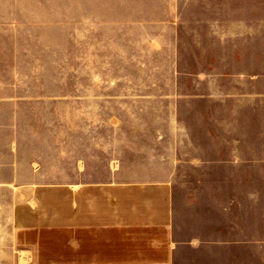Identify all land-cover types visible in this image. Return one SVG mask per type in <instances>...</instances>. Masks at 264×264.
<instances>
[{
    "label": "crops",
    "instance_id": "1",
    "mask_svg": "<svg viewBox=\"0 0 264 264\" xmlns=\"http://www.w3.org/2000/svg\"><path fill=\"white\" fill-rule=\"evenodd\" d=\"M190 14L86 0L78 55L71 8L0 0V262L221 264L228 245L236 264L221 226L264 192L244 180L264 179V74Z\"/></svg>",
    "mask_w": 264,
    "mask_h": 264
},
{
    "label": "rangeland",
    "instance_id": "2",
    "mask_svg": "<svg viewBox=\"0 0 264 264\" xmlns=\"http://www.w3.org/2000/svg\"><path fill=\"white\" fill-rule=\"evenodd\" d=\"M147 1V0H145ZM41 7L61 9L62 21L67 18L68 8L76 12L78 55L83 54L84 40V8L86 0H23ZM170 6L167 4L166 7ZM174 7L180 8L186 15L187 22L200 23L206 26V40H222L220 50L222 56L236 52L238 70L259 72L264 74V0H174ZM72 13V12H71ZM212 26L215 28L213 29ZM230 44V48H228ZM228 52V54H227ZM83 57V56H82ZM83 60V59H82ZM78 59L75 102L78 107L76 123H84V75L83 63ZM81 67V70L79 69ZM264 80V78H263ZM67 83V81H66ZM74 81L71 80V93ZM69 92L68 84H65ZM242 180V179H240ZM252 189L262 188L264 179H244ZM260 186V187H259ZM237 208L232 218H226V227L222 232L233 233L238 237L233 251L236 253V264H264V192L237 195ZM234 217V218H233ZM230 223V224H228ZM229 225V228H228ZM230 229V230H229ZM229 246H222V254L228 252ZM221 256V264H227L228 258ZM228 255V254H226ZM3 260L0 264H8Z\"/></svg>",
    "mask_w": 264,
    "mask_h": 264
}]
</instances>
